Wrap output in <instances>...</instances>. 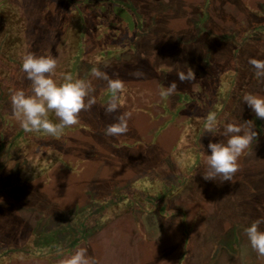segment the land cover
Masks as SVG:
<instances>
[{"label":"rangeland","instance_id":"rangeland-1","mask_svg":"<svg viewBox=\"0 0 264 264\" xmlns=\"http://www.w3.org/2000/svg\"><path fill=\"white\" fill-rule=\"evenodd\" d=\"M84 25L86 54L74 77L92 79L96 103L60 138L25 133L11 105L14 89L30 88L20 71L23 56L53 55L59 76L64 59L68 70L75 61ZM127 36L133 47L107 50L122 49ZM245 37L263 42L264 0H0V254H12L0 264H62L81 247L97 264H264L244 232L264 219V119L242 100L264 94V81L244 55L240 88L220 96L235 79L216 80L235 71ZM94 67L124 82L117 112H105L108 81L92 78ZM190 68L195 79L180 81L178 73ZM172 83L176 92L162 98ZM199 106L220 109L222 123L254 121L258 136L233 181L202 178L209 141L223 138L203 133ZM123 113H131L128 132L106 136ZM196 131L201 161L184 157L187 172L185 164L177 170L178 160L165 166ZM176 171L186 179L170 183ZM24 172H32L28 182Z\"/></svg>","mask_w":264,"mask_h":264},{"label":"clouds","instance_id":"clouds-1","mask_svg":"<svg viewBox=\"0 0 264 264\" xmlns=\"http://www.w3.org/2000/svg\"><path fill=\"white\" fill-rule=\"evenodd\" d=\"M249 64L255 69V77L264 81V60L252 58ZM57 69L58 61L51 54L28 53L23 56L20 71L30 82V88L14 89L11 93V105L13 115L20 122L25 133L60 138L66 129L79 124L81 111L91 109L96 103L92 79L74 77L70 72H62L57 76ZM136 75L140 76L142 73L138 72ZM90 76L108 81L110 99L105 106V112L109 114L117 112L122 107L124 82L119 78H109L106 73L95 67L90 70ZM178 76L180 81L195 79V73L191 68L186 74L178 73ZM176 90L177 85L172 83L160 91V96L169 97ZM242 100L256 118L264 119V94L245 93ZM50 114H54L57 119H51ZM130 117L131 113H123L119 116L118 122L104 129V134L109 137H118L127 133ZM205 132L223 139L216 142L209 141L207 147L210 154L206 153L203 156L206 171L203 172L202 178L205 181H215L217 178L233 181L234 175L240 170L241 157L246 154L258 136L254 121L247 120L245 124L222 123L215 112H210L203 122V133ZM2 202L0 199V203ZM262 224L264 219L257 218L244 228L251 248L259 257H264ZM57 255H63V250L57 249ZM62 264H97V262L88 255L87 248L81 247L69 254Z\"/></svg>","mask_w":264,"mask_h":264},{"label":"trees","instance_id":"trees-1","mask_svg":"<svg viewBox=\"0 0 264 264\" xmlns=\"http://www.w3.org/2000/svg\"><path fill=\"white\" fill-rule=\"evenodd\" d=\"M72 4H74L73 5L74 7L71 9V11H74L75 10L77 12V14H79L81 16L82 13L79 10L80 4L79 3H72ZM118 6H120V5H118ZM101 10H102L101 11L102 14H107L108 13L106 6H103ZM128 13H129V11H128V8L126 6L121 7L120 10H119V15L120 16L122 15L124 18H125V16L128 15ZM129 20H131V19H129ZM118 21H120V20H118ZM111 22L113 24L110 23V27L113 26V28H115L116 26L114 27V23L116 21L113 20ZM83 23H85V22L82 21V24ZM102 24L104 25L105 22H103ZM123 24L125 25V23H123ZM106 27H108V25H106ZM99 28H100L99 30H101V31L103 30V29H101V26H99ZM84 29H85V25L80 28L81 31L77 32L78 36L76 35V39H77V46L76 47L77 48L74 49V51H73V52L76 53V54H74V55H76L74 63L68 65L69 66V70H68L66 64H68V62H70V59H69V61L67 59L66 62H65V59H64L62 61V65H61L62 67H61L60 73H62V72H70L73 76H75L77 66H78L80 60L86 54V48H85V45H84V42H83L84 32L86 31ZM101 40H103V45H104V43L105 44L109 43V40L107 38H104V39L101 38ZM125 40L126 41L122 42V45L123 44L125 45L122 49L118 48L119 46H115V47L112 46V47H110V49L108 48L107 50L108 51L111 50L112 52L115 51L116 53L117 52L120 53L122 50L126 49V47H128V46L130 48L133 47L132 44H131V39L128 36H127V39H125ZM21 42H22V44L21 43L20 44L23 45L24 42H25L24 39ZM257 42H258V40L255 41L254 39H250V38L247 39L246 37L242 39L241 45L239 46V47L242 48V53L239 52V55L237 56L236 60H234L233 63H232L233 68H234L235 71L230 76H228L229 73L227 75H225L224 76V79H222V78H216V80H218L217 82H219V84L220 83H223L226 80H230L231 77H233V79H235V82L234 83H229L228 82L227 85L225 84L226 85L225 91L224 90H221L220 91L221 92L220 93V96H227L228 97L231 94V91L234 88H238V87L240 88V81L237 80V79H239L240 72L242 70L241 67L246 64V62L242 60V55H244L245 60H250L252 58L258 59V57L264 56V44H263L264 43V39H263V42L262 41H260V43H257ZM17 45H18V43H17ZM259 49H261L262 51H259ZM109 54H111V53H109ZM99 55H102V53H100ZM9 58H11L10 54H8V56H6V59L7 60ZM240 62H243V64L240 63ZM237 65H239V66H237ZM238 69H240V70H238ZM246 84L247 83L245 82V85ZM223 88H224V86H223ZM215 100L220 103V101H218L217 98ZM203 106H205L204 103H203ZM203 106H199L200 109H201V111H200L201 112V117L198 119V121H200V122H198V125H199V123H201L200 126H202V129H203V123L202 122L205 121L206 116H207L208 113L215 112L217 114V116H218V114H221V112H222L220 109L219 110H216V108L213 107V106H212L211 110L205 111V109H204ZM202 107H203V109H202ZM1 118L2 119H6L3 116ZM50 118L53 119V120L57 119L54 116V114H50ZM201 133H202V131H199L198 133L196 131L192 135L189 134V137L188 138H186L188 136V134H187V136H184V138L182 139V144L179 145V146H177L171 152V155H169L168 157H165V159H164L165 166H172L178 160V165L176 167H177V170H179L180 167H182L185 164V161L186 160L184 159V157L186 159H188V157H190L191 155H192L193 159L196 161L193 165L198 164V162L201 161L202 150H203V147H202L203 144L201 143L202 142V139H200L201 138ZM5 150H6V152H8L7 149H5ZM176 158H178V159H176ZM189 161L190 160H187V163L184 165L186 172L188 171L187 170V166L189 164L188 163ZM179 164H180V166H179ZM191 168H193V167L191 166ZM190 171H192V170H190ZM177 172L178 171H176V173ZM31 173L32 172H24L23 173L25 175V177L27 178L26 179V182H28V178H29V176H30ZM181 173H182L181 171L178 172V174L175 175L173 178H171L169 182L171 183L173 181V183H176L178 180H181L182 178L183 179H186V175H185V178H184L183 177L184 175H182L183 173L182 174ZM158 178H160V177H154V178L152 177L151 182H156ZM20 179H21V177H20ZM111 206H112V204H109L108 205V207H111ZM101 217H103V216H101ZM106 219H108V217ZM92 222L93 221L90 218L89 219V223H92ZM35 249H37V248H35ZM9 253L10 252L8 251V252H5L4 254H0V263L1 262H7V261L11 260L12 254H9Z\"/></svg>","mask_w":264,"mask_h":264}]
</instances>
